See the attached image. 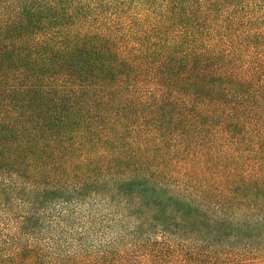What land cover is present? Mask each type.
Returning a JSON list of instances; mask_svg holds the SVG:
<instances>
[{
  "label": "trees",
  "instance_id": "trees-1",
  "mask_svg": "<svg viewBox=\"0 0 264 264\" xmlns=\"http://www.w3.org/2000/svg\"><path fill=\"white\" fill-rule=\"evenodd\" d=\"M0 264H264V0H0Z\"/></svg>",
  "mask_w": 264,
  "mask_h": 264
}]
</instances>
